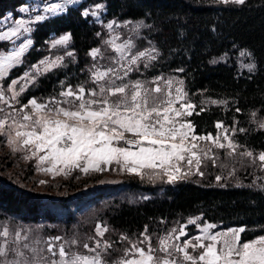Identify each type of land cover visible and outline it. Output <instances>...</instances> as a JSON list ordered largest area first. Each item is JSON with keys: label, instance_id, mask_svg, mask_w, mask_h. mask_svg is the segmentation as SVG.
<instances>
[{"label": "trees", "instance_id": "trees-1", "mask_svg": "<svg viewBox=\"0 0 264 264\" xmlns=\"http://www.w3.org/2000/svg\"><path fill=\"white\" fill-rule=\"evenodd\" d=\"M29 1L0 0V22L9 13L18 16L19 8ZM96 1L106 5L108 19L145 23L143 36L159 52L146 76L177 74L183 79L196 103L190 117L196 134H218V122L231 129L237 125L236 143L254 153L264 152V130L251 125L253 114L264 117V0H246L239 5L211 0ZM83 13L82 7H71L37 23L33 47L6 79L22 76L47 58L50 41L57 36H70L73 60L67 59L65 66L52 69L30 85L20 96L22 104L57 95L65 86L89 83L90 53L101 46V26ZM9 47L10 43L0 40V56ZM237 49L253 54L256 73L240 74L233 64L212 62ZM206 98L224 104L203 107ZM1 149L5 147L0 145ZM106 173L85 175L73 170L67 177L50 180L46 176L48 180L41 185L37 176L44 175L32 160L4 152L0 155V220L53 226L51 232L72 239L71 249L79 253H89L85 244L89 248H95L97 242L111 244L107 252H101L107 264H119L126 249L137 241L142 243L145 235L149 240L138 247L146 243L155 246L161 235L192 217L224 229L243 228L242 243L264 236L262 190L188 180L169 183L128 173L119 176L120 182L108 183L105 177L115 176ZM99 223L108 229L103 237L96 233Z\"/></svg>", "mask_w": 264, "mask_h": 264}, {"label": "snow or ice", "instance_id": "snow-or-ice-1", "mask_svg": "<svg viewBox=\"0 0 264 264\" xmlns=\"http://www.w3.org/2000/svg\"><path fill=\"white\" fill-rule=\"evenodd\" d=\"M223 3L234 2L243 4L245 0H221ZM80 0H62L61 4H52L45 8L46 12L56 14L65 11L66 5H77ZM102 5H96L91 12L85 10L83 15L97 16ZM26 11V9H25ZM46 16H36V21L46 19ZM29 21L23 19L16 21V27L6 32L0 33V40H9L17 37L21 30L27 33L30 28L27 27ZM115 22L107 24L108 29H113ZM69 36L65 35L61 39L56 40L54 45L65 44L69 40ZM115 46L118 53L123 54L126 48L130 49L131 44L115 45V40L107 41ZM32 44L31 39L11 56H0V76L11 62L18 61L21 54ZM99 50H93L91 55L95 58ZM71 55V53H69ZM241 56L250 55L242 51ZM154 57L150 52H139L129 62V68L121 71L115 68H109L105 71H96L94 73V81L99 87V91H92L88 95L92 98L85 100L83 87L78 92L69 89L62 92L65 97H74L80 101L75 110L63 107L49 109L47 105L38 104L35 100L30 103L34 109V115L24 114L23 121L30 123H17L11 115L4 119H0V132L5 128L14 130V137L10 136L9 144L19 145L27 150L29 147L33 149L32 157H37L38 153H45L38 156V169L45 174H51L53 177L64 175L67 177L73 170H78L87 175L91 172H103L113 164L119 167L120 171H126L130 175L143 176L144 170H152L156 175L167 177L169 183L186 176L189 173L183 172L180 162L186 161L189 170L195 164L197 173L199 172L201 155L207 157L208 152L199 148L197 141H210L218 148L227 147L235 150V143L226 134L227 129L223 124L218 122L217 129H223L224 135L197 136L194 134V128L191 122H179L177 126V118L192 115V111L196 105L186 102V93L182 88L175 89V95H172V81L166 82L167 91L157 84L156 87L148 89L144 84L136 82L134 84L122 83L116 84V80H123L128 71L131 70L130 65L136 64L141 58ZM147 66V65H145ZM251 71L254 65H248ZM163 93V97L161 94ZM111 97H118L112 100ZM15 98V93L13 99ZM0 101H4L3 93H0ZM7 103V101H4ZM72 103V101H68ZM216 103V101H212ZM179 104L180 107H175ZM203 111V109H201ZM3 111V109H0ZM199 115V113H197ZM8 119H12V124H8ZM264 128V124L260 125ZM29 129L22 131V129ZM241 131H244L241 129ZM17 148L13 147V151ZM187 154V155H185ZM251 157L252 152L242 153ZM28 159V157H26ZM259 160L264 162V153L259 155ZM49 163L50 167H40L45 163ZM220 177H217L219 180ZM41 185L46 181L41 180ZM194 223V221H190ZM214 227L208 225L201 229L205 235L203 237H195V243L191 239L181 244H170L171 237L160 241V249L166 256L172 255V249L182 254V259L186 264H264V237L253 242L243 243L239 245V232L243 229L232 230V239L229 240L227 233L219 235H208L209 229ZM108 231L107 227L101 225L96 226V233L103 237ZM175 231V230H174ZM9 233L5 229L0 232L3 242H0V264H107L103 259L101 252H107L111 248V244L97 242L95 248H89L88 244L84 245L90 253L94 255H82L70 253L66 251L65 246L60 244V237H55L47 241V257L40 256L37 250L28 244H24L22 248L9 249L8 237ZM186 233L184 229H180V235L176 236L177 240ZM127 239V237H122ZM149 237L144 236V241H148ZM207 240L205 244L202 241ZM22 242L21 237L17 234L14 243ZM221 247H217L221 244ZM72 243H76L73 241ZM194 251L201 249L199 255L193 256L189 254L188 249ZM26 250L32 255H26ZM99 250V251H98ZM155 250L151 247L147 251L137 247L135 244L130 249H126L124 259L119 264H179L176 259H163L153 255ZM14 254L13 259L9 260V253ZM132 256L129 259L127 256ZM58 257V259H57Z\"/></svg>", "mask_w": 264, "mask_h": 264}, {"label": "rangeland", "instance_id": "rangeland-1", "mask_svg": "<svg viewBox=\"0 0 264 264\" xmlns=\"http://www.w3.org/2000/svg\"><path fill=\"white\" fill-rule=\"evenodd\" d=\"M217 3L222 4H233L237 5V3L229 2V3H223L221 0H211ZM246 1V0H245ZM62 0H30L29 3L25 4L18 10V16H15L13 13H9L6 17H4L0 22V33L6 32L11 28L16 27V21L18 20H25L29 21L27 24V27L30 28V31L25 33L23 30H21L20 34L17 37H13L9 40H1L10 43V47L8 50L4 51L1 56H11L15 52H18L19 49L24 45V43L27 42V40L31 39L32 44L21 54L18 61H13L7 67L4 71V74L0 76V93H3L4 95V101H7L5 103L4 101H0V109H3V111H0V119H4L7 116L11 115L15 118V121L19 123H30V121H23L22 117L24 114L34 115V109L31 105V101L35 100L38 104L47 105L49 109L59 108L63 107L66 109L75 110L76 106L79 105L80 101L75 100L74 97H65L61 95L62 92H66L69 89H71L73 92H78L79 88L83 87L85 89L84 98L85 100H88L92 97L88 95V93L92 91H99V87L97 83L94 81V73L96 71H105L109 68H115L121 71V75H123V70L129 68V62L130 60L136 56L139 52H150L151 55L154 57L153 59H148V57L141 58L138 60L136 64L130 65L131 70L128 71L127 76L123 80H116V84H122V83H130L134 84L136 82H140L144 84V86L148 89H152L157 86H161L162 88L166 87L167 81H172L171 91L172 95H175V89L176 88H182L183 92L186 93V102H190L194 105H196L195 102H193L186 90V85L183 79L177 75V74H164V75H158L154 77H148L146 76V72L151 68V66L157 61L159 58V52L155 45L144 38L143 36V29L145 26V23L142 21L133 22V21H121L117 19H108L106 17V5L101 2H97L96 0H80V3L77 5H66L65 11L58 12L56 14L49 13L45 11V8L51 6L52 4H61ZM96 5H102V8L98 11L97 16L88 15L91 19H93L95 22H97L101 26V46L99 48H96L94 50H99L98 55L93 58V56L90 53L91 57V66L89 67V73H90V81L89 83L78 86V87H64L57 95L50 96L45 98L44 100L39 99H31L27 104H22L20 96L28 89V87L38 81V79L46 74L47 72L51 71L52 69L59 67V66H65L67 59L73 60V50L71 48V38L65 43L61 45H54L56 40L61 39L65 35L54 37L50 41V52L51 54L40 61L38 64L31 67L29 70H27L22 76L8 81L6 78L9 75V73L14 69L23 64V57L24 55L33 47L34 40H33V31L37 23L40 21H36V16L42 15L46 16L47 18L59 15L62 13H65L68 9L71 7H82L83 12L85 10H89L90 12L95 9ZM239 5V4H238ZM26 9V11H25ZM46 18V19H47ZM42 21V20H41ZM115 22L113 25V29H108L107 24ZM67 35V34H66ZM69 36V35H67ZM70 37V36H69ZM115 40V45H123V44H131V48H126L124 50V53H118L115 50V46L113 44L107 43V41ZM93 51V50H92ZM244 51L246 53H249L250 55L241 56L240 53ZM71 53V55H69ZM214 64L217 63H230L237 67L240 74H253L256 73L258 70V66L256 63V60L253 56V54L247 50V49H237L236 53H228L224 54L220 57L215 58L212 61ZM254 65V68L250 71L248 68V65ZM147 65V66H145ZM15 93V98L13 99V95ZM161 97H163V93L161 94ZM112 100L118 99V97H111ZM68 101H72V103H69ZM212 101H216V103H212ZM224 102H221L216 99H209L206 98L203 100L202 105L203 107H211V106H217V105H223ZM175 107L179 108L180 105L176 104ZM196 109V107H195ZM194 109V110H195ZM194 110L192 111V114L194 113ZM190 116L184 115L179 118H177V126H179V122H191ZM12 119H8V124H12ZM193 125V123L191 122ZM264 124V117H260L257 114H253L251 118V125H253L254 129H262L260 125ZM224 126V125H223ZM194 128V134L198 135L195 132ZM224 128H226L224 126ZM227 135L230 137V139L235 143L236 147L235 150L229 149L227 147V141L221 140V142L225 143V148L221 149L216 147L214 144H212L210 141H197L199 148L201 150L207 151L208 149H211V151L208 152L207 157L203 156V153H199L201 155V163L199 172H202L203 175H200L197 173L195 164H193L191 170H189V167L186 163L180 162V166L182 168L183 172H188L189 174L184 176L182 175L181 178L177 179L174 182L176 183L180 180H188V181H194L199 184L203 185H212L216 187H222L227 188L229 186H235V187H251L257 190L264 191V162H261L259 160V155L264 152L260 153H254L251 150L245 149L241 146H239L235 141V134L238 130V126L236 125L234 128H226ZM29 129L25 128L22 129V131H28ZM223 129H219L218 134L212 135L213 137H216L217 135H220L221 137L224 135ZM15 132L12 129L5 128L3 132H0L1 137V146H4L5 149H1L0 155H4V152L11 151L14 155L21 156L22 159H26L28 157V160H32L36 167L38 165V156L44 155L45 153H38L37 157H32L33 149L29 147L27 150L20 147L19 145H11L9 144L10 136L14 137ZM205 136V135H203ZM13 147H16L17 150L13 151ZM252 152V156L249 157L247 155H242V153L246 152ZM187 155V154H185ZM51 165L49 163H45L44 165H41L40 167H50ZM38 168V167H37ZM38 171L43 174L44 176L40 177L37 176L38 181L44 180L47 181L48 177H51L50 180L53 178L51 174H45L42 171L38 169ZM106 172L110 173L111 176H115V178H112L110 176L105 177L108 180V183H116L120 182L121 179L119 176H123L124 174L128 173L126 171H120L119 167L115 164L109 166L107 170L103 171L105 175H108ZM48 176V177H46ZM60 176V175H58ZM155 177L156 179L154 181H166L167 177L156 175L152 172V170H144V175L142 177ZM56 177V176H55ZM141 177V176H139ZM217 177H220L219 180H217ZM18 179L17 177H15ZM153 181V180H149ZM145 196V194H143ZM190 221H194V223H190ZM101 223H99L100 225ZM208 225H213L214 227L209 229L208 235H219L221 233H227L229 234L227 238L229 240L232 239L231 232L232 230H239L243 228L233 227L229 229L222 228L221 225H216L213 223L208 222H202L201 217H192L189 218L185 223L181 224L179 228H173L169 232L163 234L158 239V242L155 246H152L149 243H146V246H140L139 248L145 249V251L148 250L149 247L154 249L153 255L156 257H159L161 260L163 259H176L179 264H186V262L182 259V254L175 252L174 249H172V255L166 256V254L162 251H159L160 249V241L171 237L172 239L169 241L170 244H183L186 240L191 239L193 243H195V237L201 236L203 237L205 233L201 231V229L207 227ZM102 226V225H101ZM190 226H194L195 228H190ZM105 227V226H103ZM53 226H46L44 224L39 225H32L30 223H24L19 220L15 219H7V220H0V232H3L5 229L8 231L9 235L7 237L8 241V247L9 249H17L22 248L24 244H28L33 248H36L37 250H44L39 252L40 256L47 257L49 253H47V241L55 238L60 237V244H63L65 246L66 251L70 253H76V254H82V255H94L95 253H79L73 249H71V245L69 243L70 240L68 239H62L61 235L53 234L51 230L53 229ZM183 228L186 235L180 236V239L177 240L175 237L180 235V229ZM175 230V231H174ZM241 233L239 232V245H242L241 242ZM19 234V236L22 239V242L14 243L15 238ZM100 237V236H99ZM264 237V236H262ZM261 237L256 238L255 240H258ZM253 240V241H255ZM250 241V242H253ZM0 242H3V237H0ZM146 241H143L140 243V241L135 242L134 244L138 247L140 245H143ZM203 243L207 244L209 241L203 240ZM102 245L104 242H100ZM247 243V242H246ZM97 244V243H96ZM221 244H218L217 247H221ZM189 254L193 256H197L200 254L201 249L193 250L192 248L188 249ZM26 255L31 256L32 253L28 252L26 250ZM14 254L12 252L9 253L8 259H13ZM58 259V257H57Z\"/></svg>", "mask_w": 264, "mask_h": 264}]
</instances>
